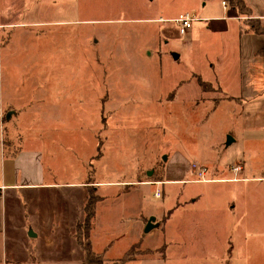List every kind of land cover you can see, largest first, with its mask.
Returning a JSON list of instances; mask_svg holds the SVG:
<instances>
[{"label": "rangeland", "instance_id": "374dc122", "mask_svg": "<svg viewBox=\"0 0 264 264\" xmlns=\"http://www.w3.org/2000/svg\"><path fill=\"white\" fill-rule=\"evenodd\" d=\"M1 1L0 24H23L0 25V94L17 108L8 122L0 107V180L8 161L3 140L13 133L43 152L50 182L158 179L163 170L166 180L184 175L141 186V213L152 211L162 225L147 231L154 216L145 224L141 215L136 230L123 224V236L143 242L130 249L138 259L127 264H264V179H229L264 177V101L249 108L220 90L207 64L227 60L211 59L203 46L208 35L186 41L169 19L185 10L197 18L222 13V0H47L60 7L32 14L34 8L8 10ZM154 17L162 22L145 19ZM47 19L61 23L29 24ZM169 24L175 30L167 35ZM199 75L211 82L201 87ZM193 162L208 168L210 180H197ZM237 164L244 170L234 171ZM60 190L67 197L71 189ZM25 191L17 198L24 201ZM211 209H222V217L207 218ZM29 234L1 237L2 249L19 243L36 252L40 239ZM149 240L166 246L143 249ZM96 257L87 264L117 260Z\"/></svg>", "mask_w": 264, "mask_h": 264}, {"label": "crops", "instance_id": "0c3cea01", "mask_svg": "<svg viewBox=\"0 0 264 264\" xmlns=\"http://www.w3.org/2000/svg\"><path fill=\"white\" fill-rule=\"evenodd\" d=\"M244 2L250 8L248 17L240 13L229 0H222L224 5L222 13L212 14V11L209 10L207 15L199 16L205 19L206 23L199 24L195 22L196 24L194 23L193 27L185 34V40L198 42L199 40L196 39H199L201 35L209 36L204 41L203 46L210 53L211 59L224 56L227 60L226 62H220L217 59L216 63L210 62V64H207V66L214 68L215 75L217 74V77L214 78L215 84L218 85L220 90L233 91L232 95H227L248 102L247 107L250 108L253 105L251 102L260 101L261 103V101H264V56L259 54L264 47V33L260 34L250 30L247 18L260 20L264 24V0H244ZM4 5V8L8 10L28 9V14L31 8L35 9L30 12L32 14L33 12L45 13L47 9L51 10L50 7H60V5H52L47 0H6ZM1 6L2 1L0 0V10H2ZM26 11H24L25 14ZM180 13L171 16L169 19L171 20ZM145 19L151 22H162L163 18ZM19 21L13 24L1 23L0 25H9V27L16 24L22 25L23 23ZM60 23L59 21L47 19L35 20L29 24L58 26ZM1 26L0 29L4 28ZM171 29L175 30V27L169 24L164 26L163 30L167 31V35H169ZM1 33L0 44L2 41ZM219 33L224 34V36H219ZM213 35L218 37H213ZM199 77L205 80L201 75ZM205 81L211 82L210 80ZM0 107L6 111L8 122L16 117L17 108L3 97V93L0 94ZM0 119L2 121V118ZM24 142L22 134L15 135L13 133L4 138L2 145L7 148L6 158H8V161H6L5 174L0 180V264H86V252H84L76 237V233L79 224L84 222L85 203L91 189L99 195L98 202L95 204L94 223L89 235L92 247L95 252L101 253L105 259H118L129 252L131 247L142 246L143 243L141 240L132 239L133 237L123 236L122 230L125 229L123 224H126V221L134 224L132 227L128 226L132 230H136L135 222L140 215L143 216L142 220L145 224L148 222L149 217L154 216L156 220L153 224L156 227L162 225L161 220L152 214V211L146 209L144 213H141L142 199H144V190L141 189V186L145 184L158 186L165 181L185 180L184 175L182 177L172 175L174 177H169L166 180L165 175L167 173L163 170L164 177L158 179L140 178L128 181H98L97 183L85 181L79 183L50 182L47 181L44 165L41 161L43 152L39 149L28 148L23 144ZM244 168V165H242L241 170H244ZM229 179L235 182L253 179L263 180L264 177L256 174L250 177L235 176ZM158 181H160L159 184H157ZM132 187L136 190H133ZM61 188L71 189L67 197L61 195ZM159 189L156 188V191ZM21 190H26L27 193L24 201L20 200L19 197L17 198L16 193ZM87 190H89V193ZM64 203H66V206H64ZM67 203H70V205ZM178 207L176 205L172 209V213ZM209 211L212 212L211 214L207 213V218L222 217V209L216 213L212 209ZM169 217H164L162 221L168 220ZM24 232L30 233L27 235L28 238L40 239L38 243L41 244L36 252H32L29 247L19 243L7 245L6 250L2 249L1 241L3 237L5 238L11 234L14 239H22L24 238ZM95 241H97L99 248H96ZM148 242L143 249L157 251L166 246L165 243L159 244L156 240H149ZM3 255L4 260L1 258ZM137 259L138 257L132 258L124 264Z\"/></svg>", "mask_w": 264, "mask_h": 264}, {"label": "trees", "instance_id": "16d2710c", "mask_svg": "<svg viewBox=\"0 0 264 264\" xmlns=\"http://www.w3.org/2000/svg\"><path fill=\"white\" fill-rule=\"evenodd\" d=\"M230 3H232L234 6L236 5L239 10L240 13H247L249 12V6L247 5V3L244 2V0H229ZM248 25H249V29L256 32V33H264V24L262 22H260V20L256 19V22H249L248 21ZM260 55L264 56V47L262 48V50L259 52ZM201 77H198L199 80V84L202 87L207 81H203L201 80ZM90 194L88 196V199L85 203V218H84V222L79 224V227L77 229V233H76V237L78 238L79 242L81 243L84 252H86V256H85V263L87 264L88 262L90 263H95L97 260V257L99 254L101 253H97L94 251L93 247H92V243H91V239L89 237L90 235V230L93 226L94 223V218H95V211H96V206L95 204L98 202L99 199V195H97L96 191H93L92 189L90 190ZM82 229V230H79ZM133 247H131L130 249H132ZM130 252V250H129ZM127 252L124 256L119 257L115 264H124L125 262L129 261L132 258H135L136 255H133L131 253ZM102 255V254H101ZM99 262V260H98Z\"/></svg>", "mask_w": 264, "mask_h": 264}, {"label": "built area", "instance_id": "2783aa9c", "mask_svg": "<svg viewBox=\"0 0 264 264\" xmlns=\"http://www.w3.org/2000/svg\"><path fill=\"white\" fill-rule=\"evenodd\" d=\"M223 3L226 6V3L224 1ZM171 20L177 24L180 35L185 36V34L190 30V28L193 27L194 23L198 21L199 18H197L196 14L192 11H184L183 13H180L178 16L172 18ZM1 116L2 111L0 109V118H2ZM191 167L193 170H195V172H197V175L199 177V179H197L198 181L204 182L210 180L206 177L208 174V168L205 165H199L198 163L193 162ZM241 169L242 165H235V167H233L234 171H239ZM159 183L160 181H158L157 184ZM155 196L158 198L161 197L162 190H157Z\"/></svg>", "mask_w": 264, "mask_h": 264}, {"label": "water", "instance_id": "95a60500", "mask_svg": "<svg viewBox=\"0 0 264 264\" xmlns=\"http://www.w3.org/2000/svg\"><path fill=\"white\" fill-rule=\"evenodd\" d=\"M227 144H231L233 142V138L232 137H228V140H227ZM156 219L154 217H151L149 219V223H148V228H147V231H149L152 227H153V222L155 221Z\"/></svg>", "mask_w": 264, "mask_h": 264}]
</instances>
